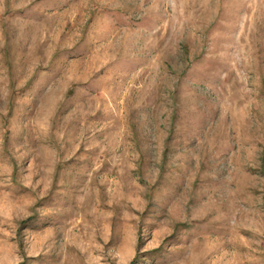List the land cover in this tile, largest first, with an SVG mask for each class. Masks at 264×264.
Returning <instances> with one entry per match:
<instances>
[{
    "label": "rangeland",
    "instance_id": "374dc122",
    "mask_svg": "<svg viewBox=\"0 0 264 264\" xmlns=\"http://www.w3.org/2000/svg\"><path fill=\"white\" fill-rule=\"evenodd\" d=\"M0 264H264V0H0Z\"/></svg>",
    "mask_w": 264,
    "mask_h": 264
}]
</instances>
